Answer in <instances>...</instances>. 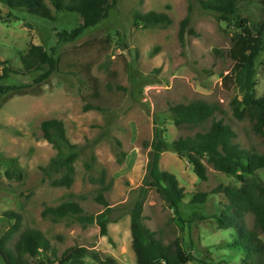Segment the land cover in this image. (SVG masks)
<instances>
[{
  "label": "rangeland",
  "instance_id": "rangeland-1",
  "mask_svg": "<svg viewBox=\"0 0 264 264\" xmlns=\"http://www.w3.org/2000/svg\"><path fill=\"white\" fill-rule=\"evenodd\" d=\"M167 5L172 17L169 26L143 27L133 23L135 11H164ZM0 9L4 13L8 11L1 3ZM51 9L55 20L18 10H12L5 20H0V59L10 65L19 64V53L33 42L47 50L54 47L62 66L69 61L92 62L94 73L103 82L112 81L111 73L117 72L114 80L126 89L108 94L109 110L102 112L83 110L85 91L75 77L55 73L45 81L34 83L33 79L42 72L39 70L1 80L21 88L0 94V237L13 222L3 213L12 210L22 215L21 229L41 230L55 247L57 256L68 247H85L97 251L102 258H114L116 264H135L127 206L145 176L149 150L146 144L153 136V129L157 126L169 141L202 129L177 127L168 111L169 104L197 99L216 104L220 108L216 118L233 127L235 140L244 148L256 147L264 152V144L254 136L249 120H238L233 115L231 101L238 95V89L226 88L222 83L231 61L213 51L229 46L234 27L204 10L198 0H119L105 21L86 29L74 41L59 42L56 30L70 29L79 20L76 13ZM189 9L196 33L181 42L179 21ZM239 11L256 24L264 21V11L254 2L240 3ZM106 36L113 41V47L107 51L97 45L89 52H73L74 47L88 40ZM256 80V96H263L264 52L256 60ZM51 117L63 120L69 140L82 148L74 163V181L68 188L53 186L44 171L57 155L40 130V122ZM91 151L96 155V163L86 170L84 161L89 159ZM159 165L175 174L184 188L180 217L187 220L197 213L206 218H194L189 227L182 226L161 197L149 190L144 201V223L164 242L175 237L181 239L198 259L186 264H241L243 252L232 246L234 230L219 229L213 218L225 197L212 194L202 204L190 202L192 193L208 191L221 182L238 184L237 178L206 164L208 177L200 180L189 162L170 146L161 154ZM15 166L20 176L17 173L8 178L6 170ZM101 169L105 170L104 185L108 186L104 198L114 209L109 214H105L104 206L95 198L100 183L90 179V176L98 178ZM257 174L264 179V168ZM70 194L84 208L85 217L54 221L41 216L44 206L57 205ZM107 217L116 221L108 222L107 233L103 235L100 223ZM247 222L252 223L249 215ZM17 236L14 235L12 242ZM69 264L97 263L86 257L73 259Z\"/></svg>",
  "mask_w": 264,
  "mask_h": 264
},
{
  "label": "trees",
  "instance_id": "trees-1",
  "mask_svg": "<svg viewBox=\"0 0 264 264\" xmlns=\"http://www.w3.org/2000/svg\"><path fill=\"white\" fill-rule=\"evenodd\" d=\"M119 0H0L7 7V13L0 9V20H5L12 10L23 11L50 20H55L51 7L55 12H73L78 16V24L70 29L56 30L59 42H70L77 39L86 29L105 21L111 10ZM254 2L264 11V0H198L204 10L216 15L234 27L230 44L225 49L214 48V52L228 58L232 65L230 70L222 76L223 86L237 88L238 95L231 101L233 115L238 120L248 119L256 139L264 144V95L256 96V60L264 52V21L254 23L246 16H241L239 4ZM167 10L146 12L135 11L133 23L143 27H167L172 23V17ZM8 17V16H7ZM190 9L187 15L179 21L178 38L184 42L188 35L196 32L192 27ZM119 34V33H118ZM122 37H120V40ZM123 45L126 46L124 41ZM101 46L107 51L113 47L109 36L101 39L88 40L77 50L89 52L95 46ZM19 64L10 65L0 59L2 73L0 75V94L21 88L20 85H10L2 82L9 76H27L35 71H42L33 79L34 83L47 80L52 74L75 77L84 89L83 110L96 109L102 112L109 110L108 94L126 87L116 82L117 72H112L113 80L103 82L94 73L92 62L69 61L65 66L60 64L61 57L55 55V49H45L42 45L30 42L24 52L19 53ZM220 108L214 103L202 99L188 103L177 102L169 104L168 111L173 123L177 127L197 126L201 130L191 135L179 136L169 141L157 126L153 129V136L149 143L146 173L142 184L137 189L135 197L127 206L130 219L131 248L135 256V264H186L198 260L188 250L178 237L164 242L157 237V233L144 223V201L149 190H153L170 208L174 217L184 226L197 218L206 217L193 213L189 219L180 217V203L185 197L184 188L180 185L175 174L160 168L161 154L170 146L179 156L185 158L191 165L193 173L200 179L208 177L207 166L222 173L235 176L238 184L218 183L208 191L192 193L190 202L204 203L212 194H222L225 202L218 214L213 215L219 229L234 230V247L243 252L241 264H264V179L257 171L264 168V152L256 147L244 148L235 139L237 134L233 127L222 118H216ZM42 137L56 150L57 155L50 161L45 174L51 179L53 186L70 187L75 177L74 163L82 153V148L72 143L67 134L63 120L51 117L40 122ZM119 144V143H118ZM124 156V152H121ZM122 159L120 158V161ZM96 163V155L90 152L89 159L84 161L86 170ZM20 176V170L7 169L6 176L13 174ZM105 170L101 169L98 178L90 176L92 181L100 183L95 198L105 210V214L114 209L104 198L108 186L104 185ZM4 217L13 222L0 237V257L2 264H69L73 259L90 257L97 264H116L112 257L102 258L97 251L85 247H68L57 256L55 247L43 232L37 228H22V215L15 211H5ZM251 216V225L247 216ZM42 217H49L54 221L60 219H80L84 216V208L74 195H69L57 205H46L41 210ZM116 218L107 217L100 223L103 235L107 233L109 221ZM18 234L12 242L14 235ZM215 264V263H212Z\"/></svg>",
  "mask_w": 264,
  "mask_h": 264
}]
</instances>
